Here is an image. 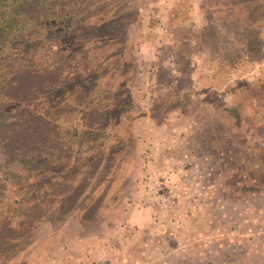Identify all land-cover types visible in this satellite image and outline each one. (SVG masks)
<instances>
[{
    "label": "rangeland",
    "instance_id": "374dc122",
    "mask_svg": "<svg viewBox=\"0 0 264 264\" xmlns=\"http://www.w3.org/2000/svg\"><path fill=\"white\" fill-rule=\"evenodd\" d=\"M233 2L26 0L34 24L19 41L28 59L15 64V71L21 68L18 96L32 98L36 106L65 89L63 130L71 139L61 143L64 147L48 140V150H65L62 164L70 171L78 130L79 150L94 151L90 166L101 168L96 174L88 167V176L103 175L89 182L85 169L79 173L86 162L79 161L70 176L78 191L71 189L64 202L66 211L101 221L51 235L34 248L27 264H264V192L233 202L229 188L215 180L217 155L207 146L211 130L203 113L231 106L237 84L264 82V23L261 49L252 44L247 56L240 46L233 54L239 61L227 76L228 91L204 93L207 99L198 100L192 91L204 92L206 77L216 69L210 49L194 42L178 50L179 64L174 48L181 34L192 38L209 19L232 20ZM159 99L167 100L162 109ZM73 106L80 109L74 120ZM33 115L28 114L29 133L45 139L51 121L39 129ZM243 124L252 126L246 130L248 143L254 138L258 145L262 125L254 119ZM5 150L0 142V175L7 170ZM21 166L14 162L13 171ZM60 178L53 171L39 176ZM40 193L24 194L17 205H31ZM7 194L13 196L11 189ZM89 194L101 199L95 207L85 201Z\"/></svg>",
    "mask_w": 264,
    "mask_h": 264
},
{
    "label": "trees",
    "instance_id": "16d2710c",
    "mask_svg": "<svg viewBox=\"0 0 264 264\" xmlns=\"http://www.w3.org/2000/svg\"><path fill=\"white\" fill-rule=\"evenodd\" d=\"M230 4H237L232 12V20L229 21V17H222L221 22L218 23L209 19L199 34H195L192 38L181 34L175 43L177 56H179L177 52L182 53L184 48H192L194 42L204 43L210 49V58L216 69L206 77L204 92L192 91L193 95H197L198 100L207 99L203 96L204 93L218 95L228 91L227 76L239 61V57L233 54L240 46L247 52L252 44L261 49L260 31L264 25V0H234ZM26 10V0H0V142L6 148L7 166V170L0 175V264H27L25 260L32 255L34 248L48 242L51 235L68 234V230L85 226L87 221L97 225L103 218L97 216L85 219L65 210L64 202L68 192L71 189L78 191L77 185L70 186V176L77 171L79 161L81 164L86 162L85 167L79 169V173L85 169L89 182L100 181V176H103H88L89 168L90 173L94 171L96 174L101 172V168L94 164L90 166V162L95 160L92 156L94 151L89 153L90 150H79L80 145L76 142L78 130L75 131L77 134L72 140L77 150H73L74 161L70 171H67L62 164L65 160L63 155L65 150H48L49 145L46 142L48 140L52 145L53 142L61 144L68 140L70 142L71 139L63 130L66 120L63 104L60 102L63 98L67 101V91L61 89L58 94H53L52 98L43 100L36 106L32 98L22 101L18 96L17 88L21 82L18 74L20 76L21 68L19 66L18 72L15 71V64L19 58V60L28 59L27 55L21 54L19 41L30 29V23L32 26L34 24ZM227 49L230 50L228 53ZM246 55H250V52ZM182 61L183 57L179 56L177 62L180 64ZM261 84L264 85V82L262 81L260 85L237 84L234 88L236 98L231 106L220 109L216 106L208 107L203 112L206 114L204 124L207 125L208 130H211L208 131L211 137L207 141V146L217 155L214 161L218 165L215 180L219 179V182L229 188L233 202L242 200L250 194L264 192V138L257 139L258 145L255 144L254 138V144L248 143L246 137L249 136L246 130L251 129L252 126L243 124L244 121L250 122L254 119V124H261V129H264V88L258 91ZM14 93L18 97H15ZM184 95L186 94L182 97ZM180 97L181 95L175 98L179 101ZM98 101L97 105H100V98ZM166 101L159 99L158 108L162 109L166 106ZM73 108L76 112L72 120L80 117L77 113L80 109L74 106ZM253 110L256 112L254 113ZM102 111H104L103 105L100 112ZM29 112L34 113L33 117L40 121L37 126L39 129H45V123L51 121L52 128L49 134H45V139L40 138L41 133L35 136L29 133L31 130ZM222 118L225 123L218 122ZM130 119L133 120L132 116ZM21 129L26 132L19 133ZM61 146L64 147L65 144ZM218 152L222 154L223 160L218 157ZM16 161L21 162L22 166L19 171L14 172L13 165ZM51 171L61 178L39 179V176ZM9 189L13 196H8ZM35 189L41 190V193L33 197L31 205L24 203L17 205L20 197L34 192ZM100 200H95L89 194L85 201L95 207ZM109 205L110 202H104V206ZM48 220L51 223L47 224Z\"/></svg>",
    "mask_w": 264,
    "mask_h": 264
}]
</instances>
